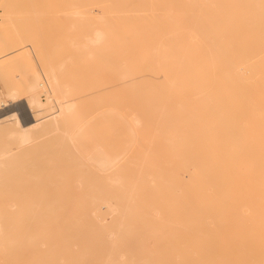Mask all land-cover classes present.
I'll return each instance as SVG.
<instances>
[{
    "label": "bare ground",
    "instance_id": "bare-ground-1",
    "mask_svg": "<svg viewBox=\"0 0 264 264\" xmlns=\"http://www.w3.org/2000/svg\"><path fill=\"white\" fill-rule=\"evenodd\" d=\"M94 1L77 0L78 4H69L75 7L71 16L78 22H85L79 24L80 27L85 26V32L65 38L74 53H79L74 54L77 55L76 61L81 60L79 63L99 55L105 59L112 52H119V49L111 50L110 41L115 40L114 35L120 28L114 30L109 27L111 24H107L105 15L97 16L88 8ZM98 1L105 4L102 9L106 13L118 14V19L125 20V34L120 40L126 45L122 55L127 60H123L126 64L120 66V79L129 84L128 99L113 98L115 100L107 103L110 108H101L104 110L102 113L86 114L81 109L84 91H77L70 81H66L69 69L71 72L69 64L67 71V60L40 67V72L33 73L25 85L28 96L22 100L29 118H20L12 110L0 114V140L4 139L2 137L14 138L17 146L6 145L7 139V143L0 146V177L4 176L5 168L22 147L44 135H60L73 146L72 149L76 147L83 152L85 147L90 146L86 145L89 141L83 149L79 144L89 138L97 118L111 117L122 121L126 116L116 108L121 105L119 101L137 104L140 108L134 109L138 113H133L136 115L129 128L126 127L127 135L130 143H139L138 137L148 141L145 143L146 151H142L140 156V169L135 172L140 176L139 185L142 184L143 190L151 189L155 193L151 198L148 193L142 192L145 194L142 197L149 199V203L145 204L146 207H139L138 215H135L137 210L130 208L131 204L121 208L122 205L116 201L120 196H107L102 189L86 198V204L91 202L89 215L99 226L96 228L105 232L109 250L100 248L103 264H264L261 258L251 257L246 248L238 249L233 242L222 240L250 236L249 226L254 227L253 234L264 235V0ZM14 2L0 0V6L8 12L6 5L10 6V10ZM41 4L44 7L43 0ZM34 11L32 9L31 14L28 13L33 19ZM52 17L49 16L50 19ZM18 22L13 23L19 26ZM74 23L67 26L70 28L67 30L76 31L79 27ZM23 48L2 46L0 67L3 61L20 54ZM137 63L142 67L134 65ZM144 72L162 74L165 81L161 86L152 81H146L141 86L139 79L143 78ZM7 95L15 101L18 90L11 89ZM9 105L0 101V107ZM152 122L158 126L150 127ZM144 142H140V146H144ZM89 148L84 149L85 159L95 169V175L115 190L127 192L122 197L129 201L126 203L138 200L134 185L130 186L126 181L125 160H129L125 158L126 151L108 149L103 145ZM150 155L154 161L150 160ZM15 207L14 202L7 203L3 209L0 207V250L16 246L15 229L19 219H14ZM17 213L22 215L20 211ZM139 213L146 214L149 220L145 228L158 233L155 235L156 251H148L141 259L135 252L121 249L130 247L136 240L131 234L144 229L135 227L133 231L128 224L131 216L141 218ZM81 215L83 213L80 217H84ZM107 216L112 218V225L108 224ZM74 220L78 221V218ZM152 220L157 223L154 227V224L150 225ZM170 223L172 233L166 234L167 229L171 230L168 228ZM92 226L95 228V225ZM28 231L31 232V229ZM79 235L81 237V233ZM66 238L70 240L71 237ZM97 239L99 241L100 238ZM154 254L156 261H153ZM58 262L61 264V261Z\"/></svg>",
    "mask_w": 264,
    "mask_h": 264
},
{
    "label": "rangeland",
    "instance_id": "rangeland-1",
    "mask_svg": "<svg viewBox=\"0 0 264 264\" xmlns=\"http://www.w3.org/2000/svg\"><path fill=\"white\" fill-rule=\"evenodd\" d=\"M29 1L15 0V2L12 4L13 7L10 10V6L8 7L6 5L8 12L5 7L0 6V8L2 9H0V48L2 46L7 45H14V47H24L20 54L10 57L9 59L3 61V65L2 67H0V101L2 100L5 103L11 104L9 105V107H5L2 113L7 110H12L13 112L17 113L20 118L28 119L29 117L27 116L29 114L27 113L26 108H23L25 107V101L22 100L26 99L28 96V93L25 89L26 82L31 79L33 73L40 72V67L47 66L49 64H58L60 63V61L63 62L66 60L67 71L71 67V72L70 69L68 71V73L70 72L69 75H71L69 76L67 73L66 81H70V83L76 88L77 91H79L80 89L84 91V93L82 94L83 98L81 99V109L84 113L89 114L91 112L90 114L95 113L97 115L98 112L102 113L104 110L110 108V105H107V103L110 104L112 100L119 99L120 97L121 100L122 98L128 99L127 96L130 90L129 84L123 82V80L120 79V66L126 64L125 62H123V60H127L125 59V55H122L124 54L122 52L126 49V45L123 41L120 40V37L125 34V20H121L120 18L118 19L116 16L118 14L110 15L106 13L105 9H102L103 7H105V4L103 2L100 3L98 0H96L91 3L88 8L93 10V12L97 13V16L100 14H102L100 16L105 15V21L109 22L107 24H111L108 25L109 27H112L114 30H116L117 27L120 28L117 29L118 32H116L114 35L115 40L110 41L111 50L119 49V52H115L116 54L112 52L110 55L105 56V59L104 57H101L99 55L96 56L94 59H83L84 61L79 63L81 60L76 61V57L79 53H74L73 49H71V46L67 44L68 41L65 39L66 37L71 38L72 36H78L85 32V26H79V24L85 22H78V20L70 14L73 11L72 9L75 8H72L73 5L78 4L77 0H45V2L43 0V3H45L44 7H42L43 5L41 4L42 0H40L41 2L39 0H34L35 5L32 3L33 0H31V5L35 6H33V8L30 5ZM23 3L25 4L24 6L22 5ZM69 4L73 5L70 6ZM16 5L18 6L15 7ZM23 9L27 11H23ZM32 9L33 11L34 9L36 11L33 12L34 16H32L35 17V20L29 17V14H31ZM68 11L71 12H69L68 14ZM60 12L63 14H61ZM45 13H48L49 15ZM2 15L6 16L3 17ZM14 15L17 18L21 19L16 20ZM49 16H53L52 19H50ZM48 19L50 22L47 21ZM74 21L76 22L74 23ZM13 22H18L19 26H16L17 24H14ZM47 22H49L51 25H48L49 23L47 24ZM73 23L75 24V26L76 24H78L77 27L79 28H77L76 31L73 32L67 30L70 29L68 27L72 26ZM37 26L39 28H37ZM16 27H18V29ZM26 29L27 33L29 32V34L26 33ZM73 29L75 30V28ZM38 30H40V32H38ZM67 31L68 33H66ZM17 43H19V45H17ZM60 45L65 46L66 49L62 48V46L60 47ZM53 47L55 48L52 49ZM62 50L67 51L63 52ZM56 51H61V53ZM68 51L72 54H69ZM24 53H28V55H23ZM67 53L70 56L77 54L74 55V63L72 62V56L69 57ZM63 57H65L64 60H62ZM69 58H71L70 61H68ZM75 62L79 63V66ZM120 63L123 64L120 65ZM70 64L72 65L70 66ZM134 65L138 66L139 68L142 67V64L139 63ZM77 66L79 68H77ZM142 75H144L143 78L139 79V81L141 82L139 84L141 86H144L146 81H152L155 82L156 85L161 86L162 83L165 81V77L162 74H149V72H144L142 73ZM156 78H158L159 80ZM11 89L18 90V99L15 101H11L10 97L7 95ZM96 98H98L100 102H98ZM89 101H91V103ZM119 102L120 103L118 104L121 105L117 104L118 106H116V108L120 112L123 111L121 114L125 115L127 118L125 117V119L122 121L116 120L111 117L97 118V120L94 121L95 125L93 126V131L89 135V138H86V140H84L85 142L83 143L82 141L79 145L82 149L83 146L86 145H90L91 149H93L92 147H99L103 145L108 149L122 151L125 150V158H129V160H125L127 172L126 181L130 183V186L134 185L136 189L134 191V194L135 196L139 195L138 200H133L134 202L130 200L131 203H126V201H129L123 199L122 197L127 195V192L118 189L115 190L112 185L104 183V181H101L99 177L95 175V169H93V167L91 168L90 162L85 159L86 152L84 149H87L90 146L85 147L82 150L83 152H81V149H78L76 147L72 149L73 146L65 139H63V137L60 135L50 134L44 135L41 138L39 137L33 143L22 147L21 150H19V152L17 153L18 155L15 156L9 162L10 164L5 168L4 176L0 177V207H2L3 209L7 203L14 202L16 205L14 210V219H19L15 229L16 246L0 250V264H47L48 260V264H54V262L55 264H60L59 262L57 263V261H61V264H103L104 259L103 252L101 249H103V251L109 250L105 241V232L102 230V228H96L99 226H97L96 222L93 221L92 217L89 215L92 205L91 202H89V204H86V202H88L86 198L96 193V191H98L99 189H102V193L107 196L109 194V196H112L114 198L117 197H115V195L120 196V198H116V201H118L117 203L122 205L121 208L125 209L128 204H131L130 208L132 207V210H137L135 215H138L137 213L140 212V209L146 207L145 204L149 203V199H145L142 197V195H145L142 192H145L146 194L148 193L152 198V196H154L155 191L151 189L143 190L142 184L139 185L140 176L136 173L140 169V156L142 151H146V149L144 148H146L145 143H148V141L144 142L142 139H140V137H138V140L142 142L141 144H143L144 142V146H140V142L130 143V138H128L129 135H127L129 123L131 122L133 116L138 113L136 110H138V108L140 107H138L137 104H123L121 103V101ZM124 105L125 107H123ZM102 107L104 110L101 109ZM133 113L136 114L133 115ZM150 125V127L152 128L158 126L157 124L154 125V122L150 123ZM120 126L124 127L121 128ZM2 138L4 139L0 140V146H4L3 144H6L8 142V144L6 145H12V148L17 147L15 146L14 142H16V140L14 138L7 137L6 139L8 141L5 139V137ZM60 141H62L63 143H58ZM86 142L88 143L86 144ZM108 145L111 146L109 147ZM82 158L85 160H83ZM82 160L87 161L88 163L86 164ZM150 160L154 161L152 155H150ZM88 164H90V166ZM24 167L26 168L23 169ZM14 171L19 172L17 173ZM16 175L20 176L17 177ZM123 192H125V194ZM11 195H13V197H11ZM10 197L12 198V200H10ZM4 198L5 200H3ZM23 201L25 202L23 203ZM32 202H34V206ZM125 204L127 205L125 206ZM31 205L34 209L31 207ZM136 205L138 206V208L136 207ZM134 207L136 209H134ZM19 211L22 212V215H19L17 213ZM82 213L83 215L81 216L84 217L81 218L80 214ZM135 215L128 218V224L130 225V229L133 231L139 228L144 229H141L131 234L135 236L134 240H136L133 241V244L130 247H123L121 249L133 251L135 252V255L141 259L145 258L144 256L147 254L148 251H156L157 241L155 235H158V233L154 231H148L147 228H145L148 226L149 223L146 214L139 213L140 217L142 216L141 218ZM107 217L108 224L112 225V218L110 216ZM77 218L78 221L74 220ZM28 219L31 220L28 221ZM75 222H78V225L73 226ZM28 224H32V226ZM156 224L157 223L152 220V223L150 225L154 227ZM92 225H95V228ZM24 226L25 228L22 229ZM77 226L79 227L77 228ZM74 228L76 229L74 230ZM168 228L171 230L167 229L166 234H171L172 223L169 224ZM253 228L254 227L249 226L248 231L250 236L248 237H227L222 238V240L233 242L232 244H235L238 249L246 248L247 252L251 255V257H259L261 258V262H264V235L253 234ZM29 229H31V232L28 231ZM90 230H92L94 233L90 234L92 233L90 232ZM79 232L81 233V237L79 235ZM127 234L130 235V233L128 232ZM74 235L80 238L73 237ZM185 235H187V233H185ZM65 236L68 238L71 237L69 238L70 240H68ZM63 238H66L67 240ZM72 238L73 240H71ZM97 238H100L99 241H97ZM76 239H78V241ZM140 240H144V242ZM146 242H149L150 244H147ZM255 248L259 250H256ZM81 250L85 254H83ZM90 253L95 254L91 255ZM73 255H75L74 258H72ZM153 256V261H156V254H154ZM64 258H68V260L66 259L63 262ZM77 258L80 259V261ZM52 260L53 262H51Z\"/></svg>",
    "mask_w": 264,
    "mask_h": 264
},
{
    "label": "built area",
    "instance_id": "built-area-1",
    "mask_svg": "<svg viewBox=\"0 0 264 264\" xmlns=\"http://www.w3.org/2000/svg\"><path fill=\"white\" fill-rule=\"evenodd\" d=\"M5 107L4 106H1L0 107V114L2 113V111H4Z\"/></svg>",
    "mask_w": 264,
    "mask_h": 264
}]
</instances>
